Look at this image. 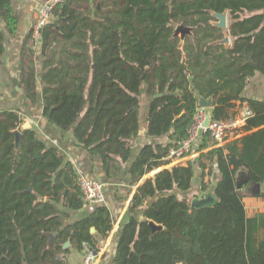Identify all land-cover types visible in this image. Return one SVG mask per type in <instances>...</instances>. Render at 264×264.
Masks as SVG:
<instances>
[{
  "label": "trees",
  "instance_id": "obj_1",
  "mask_svg": "<svg viewBox=\"0 0 264 264\" xmlns=\"http://www.w3.org/2000/svg\"><path fill=\"white\" fill-rule=\"evenodd\" d=\"M226 9L230 47L215 44L223 34L212 24V12ZM181 23L195 26L183 44L174 36ZM18 25L13 0H0V56L5 31L14 36ZM40 36L39 51L34 29L23 43L26 96L35 103L40 90L45 119L101 156L108 176L126 169L136 185L170 164L171 149L189 134L199 96L213 97V119L229 118L246 102L253 116L245 130L260 127L218 147L206 132L198 158L140 185L113 263L264 264V212L248 218L237 185L240 170L249 178L242 188L264 183V100L243 94L251 77L264 75V0H64ZM144 85L147 134L168 140L144 145L131 161ZM22 124L20 111H0V264H69L65 242L79 251L96 249L113 229L111 211L99 204L73 218L87 205L73 163L32 128L22 131L16 148L13 130ZM196 168L202 191L213 188V205L191 207ZM215 172L220 177L213 185L206 177ZM140 210L142 220L135 215ZM150 221L163 228L154 230Z\"/></svg>",
  "mask_w": 264,
  "mask_h": 264
},
{
  "label": "crops",
  "instance_id": "obj_2",
  "mask_svg": "<svg viewBox=\"0 0 264 264\" xmlns=\"http://www.w3.org/2000/svg\"><path fill=\"white\" fill-rule=\"evenodd\" d=\"M44 1L45 0H16L15 2V0H13L14 8L19 19V25L17 33L14 36L9 35L6 31L4 33L6 52L3 56H0V111H20L23 117V123L25 121L30 122V128L36 130L41 139H43L49 146H55L63 152L66 155L67 160L73 163L79 177L85 176L95 178L105 183V192L107 196L105 205L111 211L113 217V229L106 238H99L97 248L94 249L97 253L95 264H114L113 262L122 224L128 217L129 206L137 192V188L148 178H154L158 172L165 168H171L176 165V163L186 164L189 160L198 158L201 151H197L189 155L183 162H177L175 160L168 164L169 166H161L145 174L136 185H131L130 176L126 169L118 176H108L101 156L89 153L78 143L71 131L62 132L50 124L43 116V100L41 91L39 90L38 98L35 103L26 96L23 86V77L25 76V72L22 68L23 43L27 34L32 29H34V37L36 38V50L39 51L41 46L40 32L38 34L35 33V26L38 21V9ZM36 62L38 65L37 80L40 84V64L38 60H36ZM145 90L146 89L143 90L141 101V119H143L141 126L143 124V127L140 128L138 136L133 141L134 146L131 161L134 160L144 145L160 140H162V142H166L168 140L167 137L154 139L149 137L147 134L149 97L145 94ZM243 94L247 98L264 100V75L262 73H257L251 77L247 81ZM243 104H246V102ZM239 108L240 106L238 105L234 110L236 111ZM258 129H260V127H255L248 131L244 130L241 136L230 139L227 142L238 139L248 133L257 131ZM196 170H199V177L197 178L198 184L196 186V191H191L189 193L191 199L194 197L201 198L209 192H214L212 190L213 188H210L207 192L202 191L200 178L201 169L196 168L195 171ZM219 177L220 175L215 172V175L212 176L211 179L207 176L206 181L210 180L214 185ZM242 177L243 176H241V178ZM245 189V187L241 188V193L244 195L246 214L248 218H253L254 216L264 212V183L261 184V192L257 195L245 193ZM93 208L94 206L87 204L80 211L74 212L73 218L86 216L93 211ZM135 215L138 219H143L142 210L136 212ZM69 248L70 252L66 255V259L69 264H85V251H79L78 249L72 247V244Z\"/></svg>",
  "mask_w": 264,
  "mask_h": 264
},
{
  "label": "built area",
  "instance_id": "obj_3",
  "mask_svg": "<svg viewBox=\"0 0 264 264\" xmlns=\"http://www.w3.org/2000/svg\"><path fill=\"white\" fill-rule=\"evenodd\" d=\"M64 0H45L38 9V21L35 26V33L41 32L42 28L52 19L54 7ZM210 108L198 107L194 122L189 128L187 138L177 148H172L168 159L177 162H183L189 155L199 151L204 133L208 132L212 147L223 146L230 139L242 135L245 126L250 117L253 116V110L248 104H242L236 114L226 119L211 118L209 125L205 126V120ZM81 189L87 204L96 206L105 204L107 196L105 192V183L95 178L82 176L79 179ZM85 264H95L97 253L85 245Z\"/></svg>",
  "mask_w": 264,
  "mask_h": 264
},
{
  "label": "water",
  "instance_id": "obj_4",
  "mask_svg": "<svg viewBox=\"0 0 264 264\" xmlns=\"http://www.w3.org/2000/svg\"><path fill=\"white\" fill-rule=\"evenodd\" d=\"M212 15L216 18V20L212 21V24L215 25L216 27L220 28L221 32L223 34V37L221 39H218L217 41H215V44H221V45H224L225 47H230L231 46V35H230V29H229V10L226 9L222 13L212 12ZM194 29H195V26H187V25H184L183 23H181V24L177 25V27L175 28L174 36L179 35L181 37V44H183L187 35L193 36ZM198 102H199L200 107L212 108L213 97L206 98L204 96H199ZM211 118H212V112L209 111L208 115L206 117V120H205V124H204L205 126L209 125ZM30 126H31L30 122L25 121L22 124L20 129L13 130V132L15 134L16 148H19L20 140H21V136H22V131L27 129V128H30ZM241 176H243V177L241 178ZM248 180H249V178L247 176V171L246 170H240L238 175H237L238 188L241 189L242 185H244V183H246ZM245 188H246L244 191L245 193L257 195V194H260V192H261V183L249 182L245 186ZM215 202H216L215 193L209 192L201 198H197V197L192 198L191 199V207L192 208H202V207L213 205ZM150 225L152 226V228L154 230L163 228L162 224H157L154 221H150ZM91 232H95L94 227L91 229ZM48 236L50 238V241L53 240V238H54L53 233L49 232ZM70 245H71V241L67 240L65 242V244L63 245V248L67 249V248H69ZM90 249H93V248L90 247ZM60 258H61V255H58V259H60ZM179 264H181V263H179Z\"/></svg>",
  "mask_w": 264,
  "mask_h": 264
},
{
  "label": "rangeland",
  "instance_id": "obj_5",
  "mask_svg": "<svg viewBox=\"0 0 264 264\" xmlns=\"http://www.w3.org/2000/svg\"><path fill=\"white\" fill-rule=\"evenodd\" d=\"M15 2H16V0H15ZM94 4H96V1H95V3ZM144 89H146V85H144L143 86V90ZM141 122H143V119H141ZM143 127V124H142V126H141V128ZM176 164H178V163H176ZM169 166V165H168ZM172 166V165H171ZM199 177V170H196L195 171V177H194V181H193V188L190 190V191H196V186H197V178Z\"/></svg>",
  "mask_w": 264,
  "mask_h": 264
}]
</instances>
